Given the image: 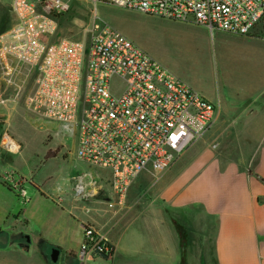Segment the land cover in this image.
<instances>
[{
    "label": "crops",
    "instance_id": "0c3cea01",
    "mask_svg": "<svg viewBox=\"0 0 264 264\" xmlns=\"http://www.w3.org/2000/svg\"><path fill=\"white\" fill-rule=\"evenodd\" d=\"M211 35L218 59L208 57V68L222 66V85L194 86L214 104L210 127L170 168L142 172L126 194L113 188L110 169L87 162L88 171L69 186L46 189L12 160L21 149L0 144V163L15 162L36 189L27 200H14L0 181L2 205L7 213L17 210L5 225L16 228L5 232L0 248H39L46 264L57 247L65 264H83L84 228L92 225L114 247L111 257L94 264H264V36ZM22 74L28 76L20 66L14 76ZM27 108L16 99L0 103V125L18 122L26 111L37 119Z\"/></svg>",
    "mask_w": 264,
    "mask_h": 264
},
{
    "label": "built area",
    "instance_id": "2783aa9c",
    "mask_svg": "<svg viewBox=\"0 0 264 264\" xmlns=\"http://www.w3.org/2000/svg\"><path fill=\"white\" fill-rule=\"evenodd\" d=\"M103 1L202 25L212 33L264 36V0ZM68 8L65 0H13L15 22L0 35V64L15 89L19 86L11 78L21 65L37 74L27 107L38 118L77 133V156L110 169L113 188L124 195L142 172L157 174L170 168L199 140L210 127L215 107L98 17L86 28L84 39L53 41L56 16ZM116 79L124 83L117 92ZM6 178L15 180L14 173ZM113 252L112 244L94 226L84 228L79 251L83 264L109 258Z\"/></svg>",
    "mask_w": 264,
    "mask_h": 264
},
{
    "label": "rangeland",
    "instance_id": "374dc122",
    "mask_svg": "<svg viewBox=\"0 0 264 264\" xmlns=\"http://www.w3.org/2000/svg\"><path fill=\"white\" fill-rule=\"evenodd\" d=\"M69 8L56 16L57 29L53 35V41L63 38L84 39L85 30L95 17L111 23L124 35L133 40L142 49L156 57L171 72L189 83L192 87H212L218 89L222 85V66L214 65L213 71L208 68V57H216L215 38L208 28L191 22H180L145 13L127 10L113 6L103 0H65ZM13 0H0V35L9 29L14 21L11 11ZM232 62V61H231ZM233 63V62H232ZM231 63V64H232ZM27 73L13 76L11 81L19 87L8 84V77L4 75V69L0 64V103H12L15 99L27 107V96L31 95L37 81V74L27 66L21 65ZM229 69L237 67L230 65ZM32 72V73H31ZM221 74V75H220ZM124 83L114 80V90L117 92ZM5 90V92H4ZM4 92V93H3ZM18 94V95H17ZM28 109V108H27ZM31 115V113H30ZM28 111L22 112L19 121L12 125H0L1 148L9 151L6 144L13 138L19 139V150L11 155L12 160L21 161L20 169L27 176L34 173L35 181L44 184L46 189L51 186H69L88 171L85 161L77 156V133L65 130L60 123L35 118ZM16 142V141H15ZM53 151V155L47 154ZM13 164L0 163V181L11 192L12 199L27 200L36 189L30 185V181L17 171ZM14 173L15 180L6 178ZM28 181V182H27ZM27 182V183H26ZM23 190H28L25 193ZM4 201V200H3ZM0 201V238L7 230L16 228L14 225L6 227V220L16 216L7 213ZM20 213V212H18ZM8 225V224H7ZM3 229V230H1ZM4 242L0 241V247ZM55 247H51L49 256ZM41 249L37 248H0V264H43ZM90 261L94 264L101 260ZM71 264H77V260L71 259ZM46 264H65L63 256L57 262H51L46 258Z\"/></svg>",
    "mask_w": 264,
    "mask_h": 264
},
{
    "label": "water",
    "instance_id": "95a60500",
    "mask_svg": "<svg viewBox=\"0 0 264 264\" xmlns=\"http://www.w3.org/2000/svg\"><path fill=\"white\" fill-rule=\"evenodd\" d=\"M28 239H30V238L28 237ZM7 240H8V238L6 235H2L0 238V241L4 242V243H6ZM59 256H60V249L57 247L53 248L52 253L50 254V260L52 262H57L59 259Z\"/></svg>",
    "mask_w": 264,
    "mask_h": 264
},
{
    "label": "trees",
    "instance_id": "16d2710c",
    "mask_svg": "<svg viewBox=\"0 0 264 264\" xmlns=\"http://www.w3.org/2000/svg\"><path fill=\"white\" fill-rule=\"evenodd\" d=\"M53 154H54L53 151H50V152L48 153V156H51V155H53ZM176 227H177V229H178V232H179L180 235L182 236V242H183V245L185 246V243H186V234H185L183 228H182L180 225L176 224ZM106 258H107V257H106Z\"/></svg>",
    "mask_w": 264,
    "mask_h": 264
},
{
    "label": "flooded vegetation",
    "instance_id": "af4514ba",
    "mask_svg": "<svg viewBox=\"0 0 264 264\" xmlns=\"http://www.w3.org/2000/svg\"><path fill=\"white\" fill-rule=\"evenodd\" d=\"M7 238H8V237H7ZM25 239H26V237H25V236H22V237H21L20 239H18V240L21 241L22 243H25V242H24ZM13 241L17 242V240L15 239V237H14ZM19 241H18V243H20Z\"/></svg>",
    "mask_w": 264,
    "mask_h": 264
},
{
    "label": "bare ground",
    "instance_id": "6f19581e",
    "mask_svg": "<svg viewBox=\"0 0 264 264\" xmlns=\"http://www.w3.org/2000/svg\"><path fill=\"white\" fill-rule=\"evenodd\" d=\"M11 143H12V146H13L12 148H16V147L18 148V145H17L16 142L10 140V141L8 142V144H11Z\"/></svg>",
    "mask_w": 264,
    "mask_h": 264
}]
</instances>
